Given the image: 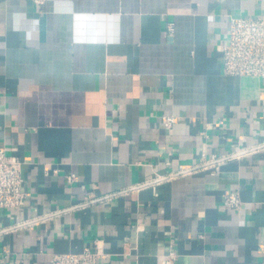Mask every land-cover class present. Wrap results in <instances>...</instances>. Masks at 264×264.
Segmentation results:
<instances>
[{
	"label": "crops",
	"instance_id": "crops-1",
	"mask_svg": "<svg viewBox=\"0 0 264 264\" xmlns=\"http://www.w3.org/2000/svg\"><path fill=\"white\" fill-rule=\"evenodd\" d=\"M233 14L264 0H0V147L27 192L0 209L7 264L95 240L101 264H264V77L224 72Z\"/></svg>",
	"mask_w": 264,
	"mask_h": 264
},
{
	"label": "built area",
	"instance_id": "built-area-1",
	"mask_svg": "<svg viewBox=\"0 0 264 264\" xmlns=\"http://www.w3.org/2000/svg\"><path fill=\"white\" fill-rule=\"evenodd\" d=\"M35 5H42L46 0H32ZM230 31L228 40L221 46L223 68L230 76L264 77V14L259 16L230 15ZM169 24L168 31H172ZM178 121L174 115L162 116V122L167 128H172ZM241 151L234 150L221 156L203 159L197 165H183L180 170L166 175H158L156 179H171L178 175L188 174L197 168L204 170H220L221 165L239 156ZM23 161L19 148L15 146L0 147V209H18L26 199L24 190L25 177ZM70 180L77 179L74 174ZM243 200L238 189L228 192L224 198L226 208L240 210ZM29 221H24V223ZM23 223V222H22ZM175 253L170 252L160 257V264H173ZM108 256L101 240H95L91 246L80 251H69L53 255L51 264H101ZM9 256L0 257V264H7Z\"/></svg>",
	"mask_w": 264,
	"mask_h": 264
}]
</instances>
